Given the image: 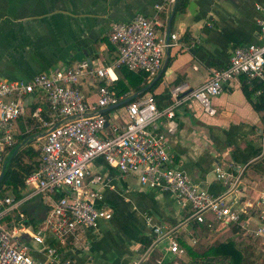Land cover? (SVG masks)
Here are the masks:
<instances>
[{
	"label": "built area",
	"instance_id": "2783aa9c",
	"mask_svg": "<svg viewBox=\"0 0 264 264\" xmlns=\"http://www.w3.org/2000/svg\"><path fill=\"white\" fill-rule=\"evenodd\" d=\"M159 25L142 14L130 21L111 23L109 40L116 57L110 65H96L84 58L39 72L27 80H0V172L3 153L20 131L18 120L40 98L32 111L37 129L34 138L23 143L38 152L33 169L24 180L28 190L19 199L0 195V219L33 196L47 200L38 230L31 232L23 223L10 228L0 224V264H46V260L68 264L58 261V246H65L85 230H97L102 220L112 217L111 209L102 204L99 187L103 175L92 168L97 160L122 175L135 177L141 186L174 194L181 206L189 208L186 223L204 222L207 215L212 216L224 227L250 232L264 243V195L245 205H241L238 196L228 198L240 183L241 171L233 173L222 164L215 165L214 173L226 185V192L215 195L204 189L174 164L165 131L160 128L165 117L166 132H171L174 109L188 99L197 101L206 114L214 115L211 98L239 76L264 83V14L257 20L259 41L236 46L228 64L214 70L200 87L183 97H176L175 92L173 101L163 108L157 106L152 94L146 93L124 104L125 122H117L109 113L107 119L105 109L126 99L112 88L117 72L122 67L143 70L150 82L160 72L167 50L181 45L178 33L160 35ZM193 46L191 43L187 48ZM262 135L264 147V130ZM254 214L257 220L252 224L247 216ZM151 229L152 242L132 264H177L185 256L178 241L181 234L190 244L196 242L186 227L176 230L153 225ZM23 233L37 245L45 261L32 255L30 247L21 240ZM155 249L161 257L152 263Z\"/></svg>",
	"mask_w": 264,
	"mask_h": 264
},
{
	"label": "crops",
	"instance_id": "0c3cea01",
	"mask_svg": "<svg viewBox=\"0 0 264 264\" xmlns=\"http://www.w3.org/2000/svg\"><path fill=\"white\" fill-rule=\"evenodd\" d=\"M137 14L157 21L160 35L170 31L180 36L181 45L168 49L162 60V79L153 91L167 92L173 101L175 92L183 97L208 81L214 70L225 67L236 46L259 41L257 20L264 14V0H188L182 12L175 10V0H0V80H27L84 58L110 65L116 57L109 40L111 23L130 21ZM191 43L194 46L187 48ZM243 78L233 79L211 98L214 115L188 99L174 109L171 132H166L165 117L160 124L174 164L209 192L216 195L227 189L215 178V165L241 171L240 183L228 195L238 196L241 205L264 195V174L250 167L257 174L252 177L249 167L231 159L232 149L263 146L262 112L245 97ZM92 168L103 175L102 204L111 209L112 217L102 220L97 230L70 239L59 251L58 261L132 264L145 248L139 238L153 239V225L189 229V221L185 222L189 208L181 206L174 194L141 186L135 177L122 175L101 160ZM46 204V198L33 196L3 215L0 224L10 228L23 223L36 231ZM247 219L253 224L257 215ZM180 237L189 243L184 233ZM21 240L33 256L46 260L29 235L23 233ZM46 264L56 263L46 260Z\"/></svg>",
	"mask_w": 264,
	"mask_h": 264
},
{
	"label": "trees",
	"instance_id": "16d2710c",
	"mask_svg": "<svg viewBox=\"0 0 264 264\" xmlns=\"http://www.w3.org/2000/svg\"><path fill=\"white\" fill-rule=\"evenodd\" d=\"M187 2L188 0H175V10L184 11ZM119 71L120 75L112 85L117 95H123V98H127L130 96L131 92L132 94L137 93L133 98L136 99L146 93H150L154 96L159 108H163L171 103L172 99L169 93L165 92L159 95L153 93L154 88L161 81L163 74L158 76V73L152 79V81H154L152 85L147 90H144L149 84V77L145 71H130L125 67H122ZM242 90L253 108L257 112H262V119L264 121V83L255 79L248 80L244 76ZM257 91H260V93L255 95ZM38 101H40V98H37L33 106L27 110L26 115L18 120L20 131L15 135L11 147L3 153L2 166L5 165V168L0 180L1 196L6 195V192L10 191L13 193L15 199H19L25 193L24 180L31 173L33 166L22 163L19 159V152L23 150L22 146H24V144L30 142L34 138L32 130L36 129V122L32 117V111ZM108 113L109 110L103 112L107 119ZM25 131H27L26 134L30 133V135L26 137V134H23ZM24 150L34 155L38 154V152L33 150L29 145L26 149L24 148ZM261 153V147L256 148L249 144L242 151H239V149H232L231 159L237 164H243L245 167H252L258 173L264 174V155H261ZM34 163H36V160L33 161V165ZM188 227L189 231L196 239L195 244H200V248L197 249L195 244H189L184 238L179 237V244L185 249V256L188 259H180L177 264H264V262L258 263L260 252L255 247L243 241H237L234 237L229 235V233H226L228 230L224 229L221 222L214 219L212 216L207 215L204 222L190 220ZM229 228V232L233 235L239 231L237 228ZM214 235H216L217 240L211 241L210 238L214 237ZM209 240L211 243H209ZM139 241L146 247L152 242V236H141ZM63 247L64 246H58V251L62 250ZM160 257V251L155 250L151 255L152 263L154 259Z\"/></svg>",
	"mask_w": 264,
	"mask_h": 264
},
{
	"label": "rangeland",
	"instance_id": "374dc122",
	"mask_svg": "<svg viewBox=\"0 0 264 264\" xmlns=\"http://www.w3.org/2000/svg\"><path fill=\"white\" fill-rule=\"evenodd\" d=\"M109 114L111 115V116H113L112 118L114 119L115 118V120L117 121V122H119V123H121V122H125V120H126V114H125V108H124V105H122V106H119V107H116V108H113V109H110L109 110ZM114 116H116V117H114ZM20 125H21V123H20ZM36 130L37 129H33L32 131V133H35L36 132ZM31 133V134H32ZM30 135V133H28V134H26L25 136L27 137V136H29ZM261 143H262V140H261ZM28 145H24V146H22V149L23 150H21V152H19V159H20V161L22 162V163H25V164H28V165H32L33 166V161L34 160H36V157H37V155H34V154H32L31 152H27L26 150H24V148L26 149V147H27ZM29 148V147H28ZM27 148V149H28ZM261 148H264L263 146H261ZM262 155H264V151H262ZM247 172L249 173L250 172V174L252 175V177H256L257 176V174L255 173V171H251L250 170V167L247 169ZM252 177H250L249 179H252ZM128 179V178H127ZM6 195H8V196H10V197H12L13 196V193H11L10 191H7L6 192ZM224 229H227L228 230V232H226V233H229V235H231L232 237H234L237 241H243V242H245V243H247V244H251L253 247H255L259 252H260V257H258L259 259H258V263H263L264 262V250H263V248H264V243L263 242H261V240L260 239H258V238H256V237H254V236H252V235H250V234H248V233H250V232H245V231H238V233H236V234H231L230 232H229V227H224ZM210 240L211 241H216L217 239H216V235H214V237H211L210 238ZM209 240V243H211V241ZM196 243V242H195ZM194 243V244H195ZM195 247H197V249H199L200 248V244H195ZM181 259H188L186 256H184L183 258H181ZM179 261V260H178ZM177 261V262H178Z\"/></svg>",
	"mask_w": 264,
	"mask_h": 264
},
{
	"label": "water",
	"instance_id": "95a60500",
	"mask_svg": "<svg viewBox=\"0 0 264 264\" xmlns=\"http://www.w3.org/2000/svg\"><path fill=\"white\" fill-rule=\"evenodd\" d=\"M161 74H162V70L159 72L158 76L161 75ZM158 76H157V77H158ZM153 82H154V81H151V83H149V84L144 88V90H147V89L152 85ZM136 95H137V93L130 95L129 97H127V98H126L125 100H123L122 102H119V103H117V104H114V105L108 107L107 109H105V111H106V110H110V109H113V108H116V107H119V106L124 105L126 102L130 101L131 99H133L134 96H136ZM4 168H5V165L2 166V169H1V172H0V180H1V177L3 176ZM44 217H45V213H44V215H43V218H44Z\"/></svg>",
	"mask_w": 264,
	"mask_h": 264
}]
</instances>
